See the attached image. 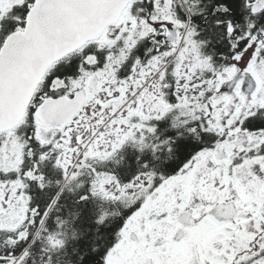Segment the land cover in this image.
Returning <instances> with one entry per match:
<instances>
[{"label":"snow or ice","instance_id":"6c2138e0","mask_svg":"<svg viewBox=\"0 0 264 264\" xmlns=\"http://www.w3.org/2000/svg\"><path fill=\"white\" fill-rule=\"evenodd\" d=\"M0 264H264V0H0Z\"/></svg>","mask_w":264,"mask_h":264}]
</instances>
